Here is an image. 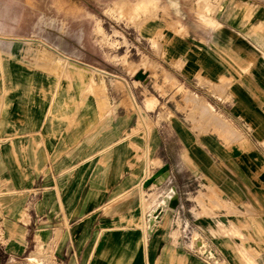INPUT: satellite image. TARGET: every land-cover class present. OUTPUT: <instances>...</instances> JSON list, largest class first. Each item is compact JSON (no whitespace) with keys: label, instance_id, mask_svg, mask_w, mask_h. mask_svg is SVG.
<instances>
[{"label":"rangeland","instance_id":"1","mask_svg":"<svg viewBox=\"0 0 264 264\" xmlns=\"http://www.w3.org/2000/svg\"><path fill=\"white\" fill-rule=\"evenodd\" d=\"M206 54L218 59L209 70ZM13 64L62 82L66 109L87 98L96 113L95 96H106L92 132L117 127L141 181L168 166L164 183L141 188L144 241V214L174 187L159 228L211 264H264V0H0V112ZM30 243L4 264H48L49 245Z\"/></svg>","mask_w":264,"mask_h":264},{"label":"crops","instance_id":"2","mask_svg":"<svg viewBox=\"0 0 264 264\" xmlns=\"http://www.w3.org/2000/svg\"><path fill=\"white\" fill-rule=\"evenodd\" d=\"M62 58L91 73L92 67L109 73ZM204 58L211 61L208 68L201 64L206 70L218 60L210 54ZM6 72L15 91L0 112V137L5 138L0 144V264L25 254L34 238L49 245L48 264H211L188 251L187 241L174 239L169 227L156 225L143 240V225L141 230L137 224L140 185L150 175L146 170L141 181L140 168L124 160L127 146L115 143L117 127L92 132L93 117L106 109V96H95L96 113L87 98L77 109H66L70 89L53 76L43 71L33 76L14 64ZM85 75L78 71V84ZM22 102L27 108H17ZM127 193L131 199L124 200Z\"/></svg>","mask_w":264,"mask_h":264},{"label":"bare ground","instance_id":"3","mask_svg":"<svg viewBox=\"0 0 264 264\" xmlns=\"http://www.w3.org/2000/svg\"><path fill=\"white\" fill-rule=\"evenodd\" d=\"M67 61V60H66ZM92 70L98 74H101L103 72H101L99 69H96V68H93L92 67ZM91 71V70H90ZM109 74V73H108ZM102 79V78H101ZM207 104V102H206ZM208 105V104H207ZM164 166V165H163ZM162 166V167H163ZM161 167V168H162ZM159 168V169H161ZM158 169V170H159ZM169 175V169H164L162 171H156L155 173H153L152 175L148 176L147 179L151 178L152 176H154V181L149 185H154V184H158L163 182ZM146 179V180H147ZM145 180V181H146ZM143 181L141 183L140 186H142V189H143V186H144V182ZM164 183V182H163ZM162 184V183H161ZM177 194H176V191L174 189V187H170V189L168 191H166L162 197L160 198V200L157 202V204L155 206H153L149 212L146 214V237L148 238L149 235L152 233V231H154V229H156V225L160 222L161 223V220L163 218V215L164 213L166 212V209L169 208V209H174L175 206H176V203H177ZM164 221V220H163ZM162 221V222H163ZM145 230V229H144ZM201 241V240H200ZM202 243V242H201ZM204 245V244H203ZM198 246V245H197ZM201 246V245H200ZM205 251V250H204ZM208 251V250H206ZM205 253V252H204ZM210 255L211 251L210 252H206V254ZM203 254V252H202ZM208 255V256H209ZM212 255V254H211ZM210 257V256H209Z\"/></svg>","mask_w":264,"mask_h":264},{"label":"water","instance_id":"4","mask_svg":"<svg viewBox=\"0 0 264 264\" xmlns=\"http://www.w3.org/2000/svg\"><path fill=\"white\" fill-rule=\"evenodd\" d=\"M168 168V166L167 165H164L161 169H159V170H157V172L158 171H162V170H164V169H167ZM154 176H152L151 178H149V179H147L145 182H144V186H148V185H150L153 181H154ZM177 203H178V200H177ZM177 203H176V205H177Z\"/></svg>","mask_w":264,"mask_h":264}]
</instances>
